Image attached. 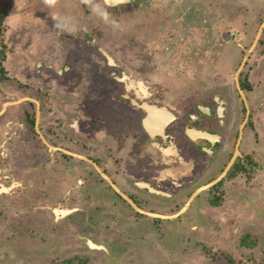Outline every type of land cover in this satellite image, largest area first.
Listing matches in <instances>:
<instances>
[{"label": "flooded vegetation", "instance_id": "flooded-vegetation-1", "mask_svg": "<svg viewBox=\"0 0 264 264\" xmlns=\"http://www.w3.org/2000/svg\"><path fill=\"white\" fill-rule=\"evenodd\" d=\"M48 1L0 15V264H209L264 199V0Z\"/></svg>", "mask_w": 264, "mask_h": 264}, {"label": "rangeland", "instance_id": "rangeland-1", "mask_svg": "<svg viewBox=\"0 0 264 264\" xmlns=\"http://www.w3.org/2000/svg\"><path fill=\"white\" fill-rule=\"evenodd\" d=\"M6 1L8 0H0V15L5 20L12 19L11 23L13 25V23H15L14 22L15 14H10L11 12L7 10L8 8H6V10L3 8ZM11 1L15 3V6H18V9L23 10L22 16L26 15L27 18H33L35 13L40 12V10H44L46 13L53 12L54 10L53 4L50 5L45 4L46 8L44 7L40 8L37 3V0H11ZM21 1H23V3ZM148 1L149 0H145V2ZM256 31L257 28L253 29L252 35L256 34ZM94 33L97 34L101 32L97 28L94 29ZM262 145L261 146L264 147V139L262 141ZM258 158L261 160L262 163H264L263 156L262 157L259 156ZM252 201H253L252 207L256 206V209L254 210V214L250 218V222L243 224V221H246V219L245 220L236 219L237 222L235 226L239 224L242 230L241 234H234V235L226 234L225 237L222 239V242L219 244V247H217V250L211 252L212 253L211 259L213 260L212 261L207 260L208 262H210L209 264H246L242 262L237 263L232 257V255L234 256L235 250L237 248H241V253L242 254L244 253L243 256L245 255L246 257L250 258L251 264H264V208L261 209V205H263L264 199L261 204H259L258 201L255 200L254 198L252 199ZM231 215L233 216L234 213H232ZM226 252H227V257H225ZM18 254L20 257H16V258L22 261L21 259L22 255H20V253ZM7 256L5 257L6 259L8 258Z\"/></svg>", "mask_w": 264, "mask_h": 264}, {"label": "water", "instance_id": "water-1", "mask_svg": "<svg viewBox=\"0 0 264 264\" xmlns=\"http://www.w3.org/2000/svg\"><path fill=\"white\" fill-rule=\"evenodd\" d=\"M106 1V0H105ZM116 0H110V2H115ZM108 4H109V2H108Z\"/></svg>", "mask_w": 264, "mask_h": 264}, {"label": "snow or ice", "instance_id": "snow-or-ice-1", "mask_svg": "<svg viewBox=\"0 0 264 264\" xmlns=\"http://www.w3.org/2000/svg\"><path fill=\"white\" fill-rule=\"evenodd\" d=\"M106 2H110V0H106Z\"/></svg>", "mask_w": 264, "mask_h": 264}, {"label": "clouds", "instance_id": "clouds-1", "mask_svg": "<svg viewBox=\"0 0 264 264\" xmlns=\"http://www.w3.org/2000/svg\"><path fill=\"white\" fill-rule=\"evenodd\" d=\"M45 2L47 3V2H48V0H45Z\"/></svg>", "mask_w": 264, "mask_h": 264}]
</instances>
